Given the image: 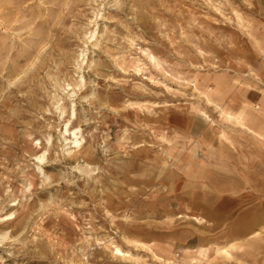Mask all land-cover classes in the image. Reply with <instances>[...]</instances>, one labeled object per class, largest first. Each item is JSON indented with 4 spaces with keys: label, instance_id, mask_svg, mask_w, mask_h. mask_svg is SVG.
<instances>
[{
    "label": "rangeland",
    "instance_id": "1",
    "mask_svg": "<svg viewBox=\"0 0 264 264\" xmlns=\"http://www.w3.org/2000/svg\"><path fill=\"white\" fill-rule=\"evenodd\" d=\"M255 210L264 0H0V264H264Z\"/></svg>",
    "mask_w": 264,
    "mask_h": 264
},
{
    "label": "crops",
    "instance_id": "2",
    "mask_svg": "<svg viewBox=\"0 0 264 264\" xmlns=\"http://www.w3.org/2000/svg\"><path fill=\"white\" fill-rule=\"evenodd\" d=\"M195 168V166L193 165L192 167H191V169H194ZM190 175H191V177H190ZM189 175V180H187L188 182L187 183H189L188 184V186L187 187H189V188H191V189H193V190H195V186H194V184H193V181H191V179H195V174L193 173V171H192V173ZM243 177H245L248 181L250 180V176L248 175V174H245V176H243ZM250 177V178H249ZM175 179V178H174ZM242 180L243 181H245L246 182V180L245 179H243L242 178ZM175 187H176V185H175ZM248 190V189H247ZM256 192H257V190H256ZM253 216H254V220L253 219H251V221L252 222H255V226H254V230L252 231V232H250L251 234L252 233H256L257 232V228H258V225H262L263 223H264V212H263V210L262 211H254V213H253ZM252 216V217H253ZM250 221V222H251ZM253 226V224H251V227Z\"/></svg>",
    "mask_w": 264,
    "mask_h": 264
},
{
    "label": "bare ground",
    "instance_id": "3",
    "mask_svg": "<svg viewBox=\"0 0 264 264\" xmlns=\"http://www.w3.org/2000/svg\"><path fill=\"white\" fill-rule=\"evenodd\" d=\"M232 116H230V118H231ZM232 119V118H231ZM73 134H74V138H75V140H74V143H75V145H77V146H80L81 144V142H80V140L78 139V137H77V135H76V132H73ZM251 221V220H250ZM252 223V222H251ZM116 252H118V253H121V250L117 247L116 248Z\"/></svg>",
    "mask_w": 264,
    "mask_h": 264
}]
</instances>
